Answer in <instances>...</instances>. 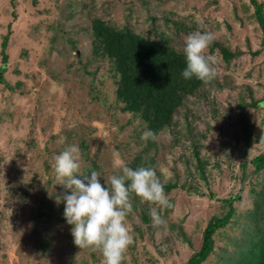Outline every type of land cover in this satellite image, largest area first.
<instances>
[{
    "label": "rangeland",
    "instance_id": "374dc122",
    "mask_svg": "<svg viewBox=\"0 0 264 264\" xmlns=\"http://www.w3.org/2000/svg\"><path fill=\"white\" fill-rule=\"evenodd\" d=\"M252 14L250 0H0V264H101L98 252L74 244L58 211L71 193L54 178V158L70 145L79 147L80 171L100 172L102 185L119 174L113 150L133 170L151 167L175 185L164 191L172 207L163 226H153L149 204L132 208L123 264H184L230 197L234 217L202 264H237L260 233L253 227L264 231L263 209L258 223L249 216L264 187L251 162L264 154V102L252 107L264 100L263 35ZM94 17L177 51L195 31L215 35L207 54L216 78L183 100L155 140H142L146 124L121 111L112 64L92 55Z\"/></svg>",
    "mask_w": 264,
    "mask_h": 264
},
{
    "label": "trees",
    "instance_id": "16d2710c",
    "mask_svg": "<svg viewBox=\"0 0 264 264\" xmlns=\"http://www.w3.org/2000/svg\"><path fill=\"white\" fill-rule=\"evenodd\" d=\"M253 7L252 16L256 19L262 31L261 45L264 49V11L263 4L257 0H250ZM90 35L92 39V55L95 59H104L112 64L113 75L116 81V98L122 104L121 111L137 116L143 121L148 130L158 133L166 130L172 123L175 111L182 105L187 96L196 94L205 83L193 77L185 80L182 72L186 69V57L182 51H177L169 45L168 40L159 37L158 40L150 38L148 34L142 35L133 32L127 25L116 27L105 23L101 18L94 17L90 21ZM150 34V33H149ZM4 49V47H3ZM226 50H222L224 53ZM2 53V63L4 67L7 55ZM229 56H232L228 53ZM260 102H254L252 107H257ZM241 105V104H240ZM246 107V105L241 108ZM249 133L244 130L243 144L247 146ZM240 152H242L240 150ZM196 158L198 153L195 151ZM244 157V154H243ZM264 154L257 155L252 159L253 172L264 173ZM198 169L203 176V165L197 159ZM244 166V163L241 167ZM90 167L81 171L83 174L91 172ZM175 185L167 183L164 189L168 192ZM255 210L251 217L258 223L264 212V187L260 193L255 195ZM236 197L224 199L223 206L226 210L221 216H214L208 222L202 232L201 244L184 264H202L214 251V236L218 230L226 227L234 217L233 201ZM139 202L132 198V208ZM65 207H59V214L63 216ZM56 218H61L57 216ZM143 221H147L146 214L141 215ZM71 227V226H68ZM261 226L256 225V229L262 234L252 236L248 245L250 249L243 252L237 264H264V231ZM256 239H254V238ZM256 241V242H254ZM248 246V247H249ZM44 248V244L40 246Z\"/></svg>",
    "mask_w": 264,
    "mask_h": 264
},
{
    "label": "clouds",
    "instance_id": "9594fccd",
    "mask_svg": "<svg viewBox=\"0 0 264 264\" xmlns=\"http://www.w3.org/2000/svg\"><path fill=\"white\" fill-rule=\"evenodd\" d=\"M215 39L212 32L195 31L184 41L183 52L186 69L182 72L185 80L196 79L205 84L217 76L215 56L208 55V49ZM155 140L156 134L145 131L142 140ZM264 142V136H261ZM114 164L119 174H113L100 183L101 174L91 170L81 173L79 147L70 145L54 158V178L57 184L70 191L62 197L65 203L64 219L71 226L74 244L80 249L98 252L101 264H123L125 254L133 243V236L127 223L132 212V198L140 204H149L154 227L165 224L162 212L171 208L164 185L151 167H128L120 153L112 151ZM61 198L57 199L59 203Z\"/></svg>",
    "mask_w": 264,
    "mask_h": 264
},
{
    "label": "bare ground",
    "instance_id": "6f19581e",
    "mask_svg": "<svg viewBox=\"0 0 264 264\" xmlns=\"http://www.w3.org/2000/svg\"><path fill=\"white\" fill-rule=\"evenodd\" d=\"M222 52V51H221ZM165 133V132H164ZM175 135V134H174ZM147 143V142H146ZM154 143V142H153ZM147 146V145H146ZM158 153V152H157ZM152 158V157H151ZM264 158V157H263ZM150 160H152V159H150ZM149 161V160H148ZM183 165H185V164H183ZM165 190V189H164ZM165 191H167V190H165Z\"/></svg>",
    "mask_w": 264,
    "mask_h": 264
}]
</instances>
